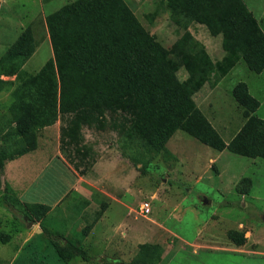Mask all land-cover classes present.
<instances>
[{
    "label": "rangeland",
    "instance_id": "rangeland-1",
    "mask_svg": "<svg viewBox=\"0 0 264 264\" xmlns=\"http://www.w3.org/2000/svg\"><path fill=\"white\" fill-rule=\"evenodd\" d=\"M73 1L0 0V59L24 35L33 51L21 69L35 73L52 56L46 17ZM122 1L164 49L185 25L212 62L226 54L222 33L182 24L170 0ZM241 1L264 36V0ZM10 65L0 69V117L14 86V75H5ZM229 71L192 97L224 144L220 151L180 130L147 151L109 116L63 141L59 121L37 131L33 150L0 165V264H129L141 245L157 248L156 264H264V159L226 149L247 121L231 95L237 82L258 102L252 115L264 120V69L255 73L240 59ZM9 197L48 210L26 221ZM229 231L244 243L235 246Z\"/></svg>",
    "mask_w": 264,
    "mask_h": 264
},
{
    "label": "trees",
    "instance_id": "trees-1",
    "mask_svg": "<svg viewBox=\"0 0 264 264\" xmlns=\"http://www.w3.org/2000/svg\"><path fill=\"white\" fill-rule=\"evenodd\" d=\"M170 1L182 24L201 23L211 35L223 34L226 54L220 61L212 62L178 21L183 32L164 49L122 0H76L49 14L45 24L52 56L33 74L21 69L33 51L22 35L0 59L1 70L12 64L5 75H14L11 101L0 117V165L33 150L35 133L56 121L63 141L82 127L102 126L106 116L124 124L147 151L160 150L176 130L215 150L225 148L192 97L204 85L214 87L240 59L255 73L263 70L264 36L241 0ZM231 95L247 121L226 149L264 159V120L252 115L258 102L243 82L232 87ZM7 202L26 221L48 210L15 197ZM227 237L235 246L244 243L234 231ZM158 255L156 247L141 245L129 264H156Z\"/></svg>",
    "mask_w": 264,
    "mask_h": 264
},
{
    "label": "built area",
    "instance_id": "built-area-1",
    "mask_svg": "<svg viewBox=\"0 0 264 264\" xmlns=\"http://www.w3.org/2000/svg\"><path fill=\"white\" fill-rule=\"evenodd\" d=\"M138 210L141 215L147 214L149 212V207L147 203H142L139 205Z\"/></svg>",
    "mask_w": 264,
    "mask_h": 264
},
{
    "label": "crops",
    "instance_id": "crops-1",
    "mask_svg": "<svg viewBox=\"0 0 264 264\" xmlns=\"http://www.w3.org/2000/svg\"><path fill=\"white\" fill-rule=\"evenodd\" d=\"M229 72H230V71H229ZM226 76H227V75H226ZM224 77H225V76H224ZM224 77H223V78H224ZM223 78H222V79H223ZM222 79H221V80H222ZM12 236H13V235H12Z\"/></svg>",
    "mask_w": 264,
    "mask_h": 264
}]
</instances>
